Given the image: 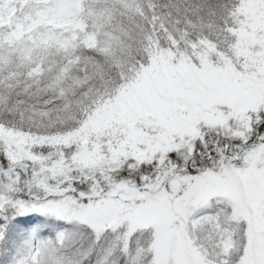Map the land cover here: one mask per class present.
<instances>
[{
	"label": "snow or ice",
	"instance_id": "1",
	"mask_svg": "<svg viewBox=\"0 0 264 264\" xmlns=\"http://www.w3.org/2000/svg\"><path fill=\"white\" fill-rule=\"evenodd\" d=\"M9 2L0 264H264V0L175 20L149 0L134 36L113 34L108 0H33L24 25L5 21ZM21 83L66 115L25 118Z\"/></svg>",
	"mask_w": 264,
	"mask_h": 264
},
{
	"label": "trees",
	"instance_id": "2",
	"mask_svg": "<svg viewBox=\"0 0 264 264\" xmlns=\"http://www.w3.org/2000/svg\"><path fill=\"white\" fill-rule=\"evenodd\" d=\"M132 4L127 5L123 0H108L103 7L109 9L112 14V27L116 29L114 33L121 35L124 34L134 36L138 34L141 29L148 27V21L138 12L136 9L139 7L141 9H146L149 0H131ZM80 6L85 7L88 5V0H79ZM159 5L156 9L158 15L171 13V18L175 20L178 17H182L186 12L188 15H192L194 9L204 0H155ZM179 9V12H177ZM147 15H151V12H147ZM121 38H124L122 35ZM130 44L135 46L133 41H129ZM58 58V57H56ZM58 60V59H57ZM48 64L43 66L42 74L37 77L40 80L39 87L44 88L45 84L48 83L52 76L55 75L54 72L48 71ZM53 93L51 91L38 92L37 85L33 84L30 89L25 90L24 84L21 83L12 93L10 104H14L19 101L20 112L23 113L25 118L32 115V109L35 107L39 110H52L53 117L60 115L64 116V112H56L55 109L62 108L63 103L58 104L51 102L45 103V100L51 97ZM5 106L0 104V111H5ZM21 116L20 113L17 115L8 117V119L15 120L19 122Z\"/></svg>",
	"mask_w": 264,
	"mask_h": 264
},
{
	"label": "rangeland",
	"instance_id": "3",
	"mask_svg": "<svg viewBox=\"0 0 264 264\" xmlns=\"http://www.w3.org/2000/svg\"><path fill=\"white\" fill-rule=\"evenodd\" d=\"M127 5H131L132 1L131 0H123ZM34 7L33 5V0H23V3L18 4L17 0H10L9 3H5L4 9H3V15L5 17V21H8L11 19L14 23H17L18 25H24L26 21L32 20V12L30 9ZM54 7V5H53ZM23 8V15H21L20 9ZM71 9L70 8H65L61 11L60 15L58 16L59 18H62L63 16H66L70 14ZM45 12L44 10H41V15H44ZM36 23H39L37 20ZM30 27H35V24L29 25ZM114 35H119L117 33H113ZM52 60H57L58 58L56 57H51ZM54 102L58 104L59 102L65 103L62 99L58 98L54 94L47 98L45 100V103H51Z\"/></svg>",
	"mask_w": 264,
	"mask_h": 264
}]
</instances>
